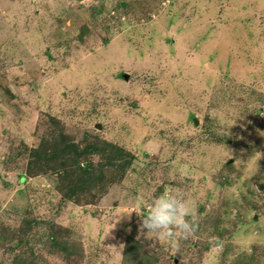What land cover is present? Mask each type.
I'll return each mask as SVG.
<instances>
[{"label":"rangeland","instance_id":"rangeland-1","mask_svg":"<svg viewBox=\"0 0 264 264\" xmlns=\"http://www.w3.org/2000/svg\"><path fill=\"white\" fill-rule=\"evenodd\" d=\"M60 137L130 164L80 156L103 180L69 200V157L30 161ZM163 191L192 207L178 250L138 236ZM18 263L264 264V0H0V264Z\"/></svg>","mask_w":264,"mask_h":264},{"label":"trees","instance_id":"trees-1","mask_svg":"<svg viewBox=\"0 0 264 264\" xmlns=\"http://www.w3.org/2000/svg\"><path fill=\"white\" fill-rule=\"evenodd\" d=\"M124 6V5H123ZM64 138L60 137V144L59 148L57 147V152L56 150H47L43 146L42 147H37L34 149H31L32 157H31V162L38 160H51L52 158H57V157H64V160L69 157V161L71 164L74 166L72 170H69L65 167V173H63L61 177L62 182H66L65 184L62 183V189L60 192H63L65 190L64 194H62L64 197H66L69 200H74L77 203L83 201V198L81 193H87L92 185V183H97L96 179L100 177L99 183L103 180L101 175V172L98 170L97 171V176L95 177V172L92 170V166H89V164L85 163L84 165H80L79 158L80 156L88 153H94L95 151H101L106 156L104 155V160H106L108 163L107 165H113L112 163L115 162L116 160L122 161L120 164V169L117 170L118 172H122L125 167L129 166L130 164V157L129 159L124 158V152L123 150L114 145L106 144L104 148H100L98 145L95 144H88L84 146L83 148H80L79 146L73 144L72 142H65L63 141ZM66 157V158H65ZM62 159V158H61ZM39 165H42L41 163ZM37 171H43V168L41 169H36ZM94 172V173H93ZM27 222V221H26ZM26 230H29L30 227L28 226L25 228ZM25 230V231H26ZM51 242L53 241L52 237ZM63 242L66 243V240H63ZM62 242V243H63ZM57 244V242H55ZM74 244V243H73ZM68 248L66 250L71 249V245L69 242L65 244ZM67 257L69 254H66ZM20 264V263H18Z\"/></svg>","mask_w":264,"mask_h":264},{"label":"clouds","instance_id":"clouds-1","mask_svg":"<svg viewBox=\"0 0 264 264\" xmlns=\"http://www.w3.org/2000/svg\"><path fill=\"white\" fill-rule=\"evenodd\" d=\"M191 213L190 203L179 192L163 191L151 200L141 217L138 236L153 240L148 246L166 240L178 250V239L187 238L196 230V224L189 219Z\"/></svg>","mask_w":264,"mask_h":264}]
</instances>
